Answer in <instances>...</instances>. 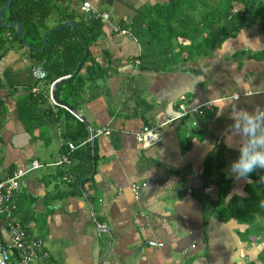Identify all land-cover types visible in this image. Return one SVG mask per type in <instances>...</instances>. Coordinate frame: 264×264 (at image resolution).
Instances as JSON below:
<instances>
[{
	"label": "crops",
	"instance_id": "1",
	"mask_svg": "<svg viewBox=\"0 0 264 264\" xmlns=\"http://www.w3.org/2000/svg\"><path fill=\"white\" fill-rule=\"evenodd\" d=\"M80 1L61 4L82 14ZM87 1L109 16L101 21L96 53L110 55L113 72L87 88L77 107L68 104L85 120L55 103L52 84L47 88L32 74L27 48L14 46L0 59V178L33 161L43 165L20 181L17 220L42 240L47 264H262L264 217H253L263 234L243 238L248 217L220 218L214 206L219 187L211 181L222 176L231 183L226 203L236 197L242 204L264 177V169L246 178L230 173L239 152L225 142L233 117L264 107V14L207 55L183 53L175 67L143 69L137 38L119 27L169 0ZM46 91L49 99L34 116L41 124L28 131L18 102L31 94L44 98ZM207 101L212 105L202 113L179 117L183 108ZM55 105L85 124L87 139H64L65 127L72 132L76 124ZM44 108L61 122H52ZM146 126H159L157 142L137 139ZM68 143L77 147L69 151ZM63 153L69 165H50ZM132 184L142 185L136 196Z\"/></svg>",
	"mask_w": 264,
	"mask_h": 264
},
{
	"label": "trees",
	"instance_id": "2",
	"mask_svg": "<svg viewBox=\"0 0 264 264\" xmlns=\"http://www.w3.org/2000/svg\"><path fill=\"white\" fill-rule=\"evenodd\" d=\"M5 1L0 0V8ZM61 3V0H12L1 19L3 23L20 21L22 39L17 37L15 27L0 26V59L14 46L24 48V40L32 47L27 49L31 66H40L47 72L44 79L47 88L56 79L72 75L82 61L79 71L59 83L55 92L56 99L75 108L87 88L91 90V85L97 86L96 83L109 77L113 70H109L110 55L107 52L101 55L96 53L103 32L101 20L79 11L69 13L68 5ZM263 14L264 0H169L165 4L146 7L129 24L120 25L119 28L128 29L137 38L141 46L138 56L141 68L169 69L179 63L183 53H187L189 58L207 55L223 40L233 37L237 30ZM65 21H74L75 29L66 26L51 30ZM47 32L46 45L41 50L36 49L43 46V36ZM178 40H187L188 44L177 43ZM85 44L88 52L83 59ZM47 99L48 91L44 98L42 95L36 97L31 94L25 101L18 102L19 118L28 131L40 126L41 123L34 116L38 107L46 103ZM32 101H38V104H32ZM55 106L76 124L72 132L69 125L65 127L67 134H62L64 139H70L75 144L87 139L85 124L66 109ZM32 107L30 114L28 108ZM42 112L52 122H61V118H53L49 108H44ZM86 155L84 164L88 162L87 168L90 170V151H86ZM78 167L81 168L80 165ZM261 180L255 181L253 193L242 204H239L236 197L226 203L231 183L224 181L222 176H215L211 181L219 187L214 206L220 218L228 219L238 215L248 217L246 222L249 226L243 232V238L263 234L261 225L254 220L256 214L264 217V182ZM221 188H225L223 192ZM261 262L264 264V252Z\"/></svg>",
	"mask_w": 264,
	"mask_h": 264
},
{
	"label": "built area",
	"instance_id": "3",
	"mask_svg": "<svg viewBox=\"0 0 264 264\" xmlns=\"http://www.w3.org/2000/svg\"><path fill=\"white\" fill-rule=\"evenodd\" d=\"M80 4V10L86 16L95 17L101 21L108 20V14L94 9L89 1L81 0ZM31 71L36 78L41 80L47 76V72L39 66H33ZM229 98L235 100L238 98V95H232ZM212 102L207 101L193 108H183L179 113V117L192 113L200 114L203 108H210ZM159 132V126H146L136 134V137L143 143H155L158 140ZM105 133L108 134L109 131L106 130ZM76 147L77 145L68 143L69 151L74 150ZM70 163L71 160L68 154L63 153L50 165L63 166ZM42 166L41 163L33 161L30 165L16 167L11 173L0 178V230L5 229L8 236V238L3 239L0 231V264H47L48 252L44 249L42 240L31 236L26 226L16 218L18 210L16 192L20 181L23 177ZM63 179L71 182L72 177L65 175ZM141 186L140 184L131 185V190L135 196L138 195ZM149 244L163 245L160 241H151Z\"/></svg>",
	"mask_w": 264,
	"mask_h": 264
},
{
	"label": "clouds",
	"instance_id": "4",
	"mask_svg": "<svg viewBox=\"0 0 264 264\" xmlns=\"http://www.w3.org/2000/svg\"><path fill=\"white\" fill-rule=\"evenodd\" d=\"M233 121L225 133V142L227 147L237 149L239 156L229 171L236 178H246L256 169H264V107L243 109Z\"/></svg>",
	"mask_w": 264,
	"mask_h": 264
},
{
	"label": "water",
	"instance_id": "5",
	"mask_svg": "<svg viewBox=\"0 0 264 264\" xmlns=\"http://www.w3.org/2000/svg\"><path fill=\"white\" fill-rule=\"evenodd\" d=\"M11 1H12V0H6L5 3H4V5L0 8V26H1V27H4V28L15 27L17 37H18L19 39H22V24H21L20 21L15 20V21H13L12 23H3V22H2V19H1V15H2V14L8 9V7H9L10 4H11ZM66 26H70V27L74 30L75 27H76V23H75L74 21H65V22H63L60 26L55 27V28H52L51 30L62 29V28H64V27H66ZM48 32H49V31H48ZM48 32L45 33L44 36H43V46L40 47V48H36V49L41 50V49L46 45V43H47V34H48ZM22 44H23V46H24L25 48H27V49H31V48H32V47H31L29 44H27L24 40H22ZM84 47H85V53H84L83 59L87 56V52H88V49H87V45H86V44L84 45ZM81 65H82V61H80V62L78 63V65H77V67H76V69H75V71H74V73H73L72 75H67V76H64V77L58 78V79H56V80L52 83V85H51V97H52V99L55 101V103H56L57 105H61V106L65 107V108H67V109L70 110L73 114H75L78 118H80V119H82V120H85L83 117H81V116L79 115V113H78L77 111H75L74 109H72L68 104H66V103H62V102L56 100V98H55V89H56L57 85H58L59 83L65 81V80L71 78L72 76H74V75L79 71Z\"/></svg>",
	"mask_w": 264,
	"mask_h": 264
}]
</instances>
